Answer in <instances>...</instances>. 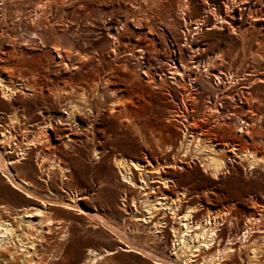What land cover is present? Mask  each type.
<instances>
[{"label":"rangeland","instance_id":"374dc122","mask_svg":"<svg viewBox=\"0 0 264 264\" xmlns=\"http://www.w3.org/2000/svg\"><path fill=\"white\" fill-rule=\"evenodd\" d=\"M236 2L0 0V75L17 90L12 98L0 96V139L13 147L38 143L46 132L42 119L62 122L59 111L67 100L82 108L85 97L98 113L90 140L83 135L81 143L65 149L57 143L49 152L67 168L66 176L40 171L37 149L8 165L33 184L27 189L34 198L14 188L0 165V219L16 227L12 241L33 244L25 264H82L88 249L100 254L95 264L172 260L169 243L146 239L130 220L133 203L123 202L127 186L113 165L116 156L170 159L173 149L164 155L159 150L178 145L191 128L264 157V0ZM225 9L234 17L232 25L218 22ZM240 119L248 124L246 131H240ZM196 141L188 156L197 154ZM207 141L199 145L210 148ZM3 154H10L7 145ZM257 161L232 162L217 178L187 167L176 172V189L187 190L192 207L206 199L231 200L241 232L249 206L255 201L256 212L264 209V159ZM74 197L79 208L64 209ZM25 208L41 211L29 231L15 217ZM93 209L115 231L92 217ZM224 227L226 233L228 223ZM257 227L264 228V218L253 231L260 236L263 229ZM0 264L21 263L1 248Z\"/></svg>","mask_w":264,"mask_h":264},{"label":"bare ground","instance_id":"6f19581e","mask_svg":"<svg viewBox=\"0 0 264 264\" xmlns=\"http://www.w3.org/2000/svg\"><path fill=\"white\" fill-rule=\"evenodd\" d=\"M236 1L243 3V0ZM226 9L223 13H217L219 15V17L217 16L219 21H217L222 24L232 25V18L234 17H230ZM239 10L238 8L237 11ZM239 14H241L240 11ZM138 67L147 76L148 72L145 67ZM1 80L5 81L3 75H0V96L2 98H12L17 90L12 88L10 84L8 85L5 82L3 84ZM150 81L147 80L148 83ZM62 94L66 93L62 92ZM82 100V108H74L73 101L68 100L64 106L61 105L59 118L62 119V122L52 124L51 118L42 119L44 120L43 129L46 132H44L45 136L43 139L38 143L29 141L24 146L13 147L9 146L8 142L3 141V138L0 139V151L4 150L6 145L10 149L9 155H0V165L5 170L6 178L14 188L24 191L27 197L34 198V195L31 194L32 191L29 192L27 189L32 187L33 184L30 181L19 179L17 174H13L8 168V165L11 166L16 162L27 160L31 155L32 149H37L35 155L36 158L40 157L37 159L40 171L45 172L47 176L57 173L66 176L67 168L62 166L57 159L54 160L49 152H54L53 147L57 143L61 144L65 149L69 144L81 143L83 135L87 137V140L91 139L88 136L92 133L93 118L98 113H95L88 106L85 97ZM114 105L116 104H111V112L114 109ZM78 114L85 115L86 122L84 119L81 120ZM237 124L240 131L247 130L248 124L245 121L242 123L240 119ZM54 129L59 131L57 135ZM200 132V130L196 132L188 128L183 132L178 145L175 144L173 146V142H171V144L165 146L166 150H159V154L164 155L162 153L173 149L174 153L170 159L167 158L168 160L157 157L150 158L146 153H143L141 157L136 156V158L120 155L113 159V165L120 176V182L127 186L125 195L129 197L123 196V202L126 204V200L130 198L133 203V208L131 206L128 207L130 220L135 224L136 230L144 233L143 237L146 239L155 237L164 246L169 243V247L173 251V258L168 262L166 261L167 263L164 262L166 264H264V228L257 227L260 230L263 229L260 232V236L253 234L259 220L264 218V209L263 213L256 212L255 201L249 206L248 215L244 220V227L240 232L238 218L233 211V207L236 206L231 200H225V202L222 201L223 203L218 204L206 199L199 205L192 207L188 204L190 198H188L187 190L179 187L176 189L177 171L187 167H200L204 173L217 178L223 173V168L233 165L232 162L238 163L244 160L249 161L248 164L250 166L254 165L255 162H258V159H264V157H258V154L261 155L262 152L257 149L241 151L236 144H230L231 146L229 147L226 143L223 144L212 140L207 133L202 135L199 134ZM169 133L171 135L174 134L172 131ZM197 138V144L195 143L197 154L188 156L190 148H193L191 146ZM202 139L208 140L206 144H210V148L199 145V141ZM51 141H54V143L52 144ZM93 152L97 158L102 155L99 149H94ZM75 199L77 197L72 198L69 203H64L63 208L68 210H72L74 207L79 208ZM79 210L83 209L80 207ZM93 210V213L90 214L92 217L97 218L99 223L109 228L110 231H115V228H112L109 223L107 224L105 218H102L97 213V210ZM40 212V209L37 208H34V212H28L25 208L22 213H17L15 217L19 221L22 220L25 231H29L34 226L32 217L41 215L39 214ZM46 222L47 225L52 223L49 220ZM227 223L229 228L224 233L223 227ZM18 224L20 223L18 222ZM13 225L0 219V249L4 248L9 252L10 260L19 259L21 264H25L26 259L31 255H29L28 249H32L33 244L31 243L32 245L28 246L27 242H23V240H18V243L12 241L13 237L17 236L16 227L14 228ZM232 226L235 229H232ZM127 248L131 247L127 246ZM104 254L110 255L112 253L107 251ZM99 255L95 250L88 249L82 264H95ZM147 255L152 257L151 253L147 252ZM153 259L155 258L153 257Z\"/></svg>","mask_w":264,"mask_h":264},{"label":"built area","instance_id":"2783aa9c","mask_svg":"<svg viewBox=\"0 0 264 264\" xmlns=\"http://www.w3.org/2000/svg\"><path fill=\"white\" fill-rule=\"evenodd\" d=\"M242 123H243V120H242ZM245 130V129H244Z\"/></svg>","mask_w":264,"mask_h":264}]
</instances>
